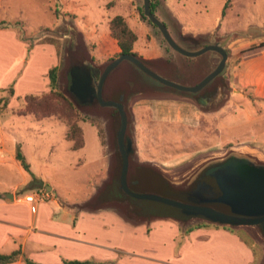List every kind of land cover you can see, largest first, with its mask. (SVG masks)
Wrapping results in <instances>:
<instances>
[{
	"label": "rangeland",
	"instance_id": "1",
	"mask_svg": "<svg viewBox=\"0 0 264 264\" xmlns=\"http://www.w3.org/2000/svg\"><path fill=\"white\" fill-rule=\"evenodd\" d=\"M139 2L140 0H0V21H8L15 27L26 44V51L20 61H27L22 63V70L26 66L27 72L19 82L16 83L17 79H14L0 88V97L8 95V88L13 89L6 107L0 111V141L4 140L12 152L19 145L29 164V171L25 173L29 177L41 176L44 180H32V185L38 184V190L33 189V192L38 191L39 196H43L37 204L39 222L47 221L50 208L54 207L53 200L72 206L74 208L69 210L85 215L81 223L112 222L106 216L109 214L104 216L79 209H94L90 204L95 205L98 194L103 189L112 187L119 177V154L115 150L119 115L112 105L101 106L96 100L85 102L78 98L80 93L74 95L71 89L75 80L82 84L86 82L88 66L97 73V69L102 70L117 57V45L108 32L111 17L121 15L125 19L128 26L138 34L135 53L151 68L167 77L175 74L182 76L184 83L196 82L211 71L220 59L215 52L187 58L169 48L158 29L141 18ZM164 2L175 14L180 15L181 25L189 33L204 32L213 26H216L217 35L247 29L254 33L238 38L229 46L222 97L220 96L219 106L217 103L208 110L200 108L191 99V93L160 85L129 61H122L111 71L104 82L102 97L106 102H122L126 108L128 134L134 149L132 157L130 155V178H135L134 164L153 165L167 178L177 182L199 161L224 155L229 148L245 149L264 156V149L255 145L264 143V116H260L264 112V103L249 95L248 88L235 83L233 76L241 55L256 48H264V0ZM162 17L166 23V17ZM208 35L192 38L179 33L180 37L198 40L197 44L201 45L207 43ZM173 38L182 47L194 49V44L190 41L181 42L176 34ZM143 51H147L153 60L143 58ZM10 59L11 55L0 48V61ZM165 61H170L171 72L159 69ZM53 66H58L59 89L78 112V124L84 137V146L78 150H72L71 141L66 139L68 120L61 110L57 109L53 113L48 110L47 115L40 119L33 114H21L35 107L34 102L26 105L25 95L43 94L50 90L47 73ZM147 84L152 85L151 90L141 89V86ZM77 98L84 103H80ZM224 104L227 108L223 109ZM217 108L221 112L213 113ZM233 112L239 115L233 116ZM5 180L0 179V188L4 186L7 190H14L16 194L23 193L32 186L31 183L20 184L22 176L15 170L10 173V179L6 183ZM140 190L152 191L150 188ZM47 191L50 194L48 197L45 196ZM125 198L133 208H143L135 200ZM44 202L48 204L45 205ZM97 206L119 211L135 223H147L151 226L153 223H169L163 218L144 221L140 218L142 215L136 214L134 217L131 211L126 213L121 209V202L110 200ZM6 213L21 215L26 219L30 217L29 209L23 203L8 207ZM64 215L63 212L56 211L53 220L55 223L67 222V216ZM116 221L126 223L120 219ZM177 224L182 225L185 230L196 226L238 228L197 219ZM236 230L253 242L257 255L256 264H261L264 259V241L252 230ZM126 233L123 238L124 242H128L129 248L135 249L138 242L140 247H148L155 242L153 240L150 243L151 240L144 234L142 238H138L137 235Z\"/></svg>",
	"mask_w": 264,
	"mask_h": 264
},
{
	"label": "crops",
	"instance_id": "2",
	"mask_svg": "<svg viewBox=\"0 0 264 264\" xmlns=\"http://www.w3.org/2000/svg\"><path fill=\"white\" fill-rule=\"evenodd\" d=\"M160 2L162 6L160 8L164 11L162 16L166 17L164 18L166 21L171 20L174 28L178 27L177 31L180 34L196 38L216 30V26H213L204 32H187V29L181 25L180 15L175 14L164 0ZM158 16L163 19L162 16ZM168 23L169 21L166 25ZM168 29L173 36L170 28ZM113 40L116 43V40ZM136 41L133 45L134 52H136L134 49ZM0 48L11 55L9 61H0L1 88L14 79H17L16 83L19 82L27 72L26 66L22 70V63L27 61H20V57L26 51V44L9 22L5 27H0ZM117 51H119L118 46L115 52ZM146 52L141 53L143 55L141 56L153 60V57ZM235 67L234 82L248 88L249 95L264 103V48L260 47L244 53ZM224 108H227L225 104ZM216 112H221L220 108L213 111ZM232 115L238 116L239 113L233 112ZM260 116L263 117L264 112ZM255 145L264 149V143H255ZM15 150L12 152L4 140L0 141V179H6V183L10 179V173L15 170L22 176L23 181L20 183L22 185L27 183L32 185L33 179L43 182L41 176L29 177L25 173L26 171L15 158ZM33 189L38 190V184H33L30 189L20 194H16L14 190H7L4 186L0 188V253L20 251L16 260L6 264H25L24 258L38 264H62L64 260H91L112 264H256L257 261L253 242L236 230L243 228L248 232L246 227L231 229L224 226H196L185 230L173 220L162 218L153 220L162 219L169 223H153L151 226L147 223H135L112 208L100 207L79 210L93 214L101 213L104 216L109 214L106 216L112 219L111 223H81L85 215L69 210L72 206L64 205L59 200H53L54 207L50 208L47 221L39 222L36 214L37 204L43 196L37 198L36 194L39 192L35 193ZM6 193L11 194V199L5 196ZM30 193L35 198L26 201L25 196ZM49 195L47 191L45 196ZM20 203L28 207L30 215L28 219L21 215L13 216L11 213H6L8 207ZM56 211L63 212L68 221L55 223L53 217ZM118 219L126 223H117ZM142 227L145 229H140ZM126 232L137 235L138 238H142L144 234L151 240L150 243L153 240L155 242L148 247H140L139 242H135L137 247L129 248L128 242H124L123 238Z\"/></svg>",
	"mask_w": 264,
	"mask_h": 264
},
{
	"label": "water",
	"instance_id": "3",
	"mask_svg": "<svg viewBox=\"0 0 264 264\" xmlns=\"http://www.w3.org/2000/svg\"><path fill=\"white\" fill-rule=\"evenodd\" d=\"M150 4L151 0H140L139 2L143 15L155 25L165 42L173 50L187 58H194L206 51H214L220 55V59L216 66L193 86L163 77L133 54L119 55L102 70H95L97 73L88 66L89 73L86 82L84 84L76 80L73 82L71 89L74 95L80 93L79 99L88 103L96 100L101 106L112 105L119 114V127L115 142V150L119 154L120 162L119 178L114 183L116 186L103 189L96 197V204H90V206L98 208L100 206L97 205L116 200L109 195L115 193L121 196L124 193L141 200L142 203L137 204L143 208L135 209L130 203V208L127 209L135 215L145 216L146 219L153 217L171 219L181 224L197 219L220 225L246 227L264 241V156L262 154L258 155L245 149L229 148L224 155L199 161L187 172L188 174L177 182L167 178L153 165L134 164L135 182L129 185L130 187L128 186L127 176H129V181L133 179V177L130 178L129 168L130 155L132 157L134 152L132 139L128 134V114L121 102H106L102 97L104 82L111 71L122 61H129L152 79L179 91L196 92L202 88L204 90L213 88L216 92L214 101L207 105L216 104L221 99V92L225 86L224 75L228 68L229 46L238 38L254 33L250 29L233 30L225 35H217L213 31L206 37V44L187 49L173 38L163 19L151 11ZM78 98L80 103H84ZM141 188H150L154 192H142ZM163 192L171 196H164L161 194ZM5 196L11 199L10 193H6ZM143 200H150L152 208L157 204H162V207L166 209L156 212L157 215L151 212L147 214L145 211L149 205L143 204L145 203ZM261 264H264V259Z\"/></svg>",
	"mask_w": 264,
	"mask_h": 264
},
{
	"label": "trees",
	"instance_id": "4",
	"mask_svg": "<svg viewBox=\"0 0 264 264\" xmlns=\"http://www.w3.org/2000/svg\"><path fill=\"white\" fill-rule=\"evenodd\" d=\"M226 4H227V1L223 5L222 14L224 12V8L226 7ZM150 6H151V11L153 13H156L157 15H159L157 12V9L159 8V6H161L160 0H151ZM139 13H140V16L143 20L148 22L151 26L155 27V25H153L149 21V19L143 15L141 9H139ZM167 21H169V23L167 25H169L171 27L170 29H172L171 30L172 34L173 35L176 34L177 37H179V41H181V42L185 41L186 39L180 37L179 33L178 34L176 33L177 29H176V27L174 28V25H172V23H171L172 21L169 19ZM7 24H8V22H6V21H0V27H5ZM108 28H109V35L113 39L116 40L117 46L119 47V52L117 54V57L121 54H133V55L137 56V54L133 51V45H134L135 41L137 40V34L128 26L125 19L121 15H115V16L111 17L108 21ZM162 40L164 41L163 38H162ZM186 41H190L193 44H197L198 40L193 41V39L192 40L190 39V40H186ZM167 46L169 48H171L169 45H167ZM169 62L170 61H165V63H163L161 66H159V69L162 68V70L164 72L170 71V69H169L170 63ZM170 72H169V74H170ZM47 75H48V79H49L50 90L47 93H43V94H27V95H25L24 101H25L26 105L28 106V105H30V103L34 102L33 106H35V107H34V109H29L28 111L26 110L21 114L22 115L33 114L37 119H40L43 116L47 115L46 112L48 110L51 113L55 112L57 109L61 110L63 115L68 120V130L66 133V139L71 141V149L72 150H78L84 146L83 130H82L81 126L78 124V119H77L78 118V112H77L76 108L73 106V104L71 103V101L59 89L58 66L51 67L48 70ZM161 75L165 78L170 79V80H173V81H176V82H179L182 84H187L186 82L185 83L183 82L184 79L182 78V76L178 77L175 74H173V76L167 77L163 74H161ZM177 77L180 79H177ZM157 83H159L162 86H166V85H163L162 83H160L158 81H157ZM166 87L174 90V88H171L168 86H166ZM12 94H13V89L10 87V88H8V95L6 97H0V104H1L0 105V111H2L6 107L7 102H8V98ZM218 102H220V100ZM53 103H55L56 105L52 106ZM195 103L198 104L200 106V108H202L204 110H208L209 107H211V106L213 107V105H215V104H212V105L201 104L198 102H195ZM48 104H49V106H47ZM218 106H219V103H218ZM15 158L19 162L20 166L25 171L28 172L29 171V164L26 162V159H25L23 153L21 152L19 145H17L16 150H15ZM109 196L114 197V198L117 197L115 195V193L112 195H109ZM124 196H126V195L124 194ZM19 254H20V251H18V250L12 251L11 253H8V254L0 253V264H6V263H9L11 261L16 260L19 256ZM24 262H25V264H38V263H34L33 261L29 260L28 258H24ZM62 264H112V263H110V262L100 263V262H95V261H91V260H83V261H80V260H64Z\"/></svg>",
	"mask_w": 264,
	"mask_h": 264
},
{
	"label": "flooded vegetation",
	"instance_id": "5",
	"mask_svg": "<svg viewBox=\"0 0 264 264\" xmlns=\"http://www.w3.org/2000/svg\"><path fill=\"white\" fill-rule=\"evenodd\" d=\"M157 12H158V14L160 15V16H162L164 13V11L161 9V8H158L157 9ZM202 45H204V44H202ZM201 44H194V47L193 48H196V47H200V46H202ZM175 51V50H174ZM176 52V51H175ZM210 52H214V51H206V52H204V53H202L201 55H203V54H208V53H210ZM178 53V52H177ZM216 53V52H215ZM218 54V53H217ZM201 55H199V56H201ZM219 55V54H218ZM220 56V55H219ZM196 57H198V56H196ZM201 80V79H200ZM200 80H198V81H196V82H193V83H191L190 82V84L189 85H191V86H193V85H196ZM150 83V82H149ZM152 85L151 84H147V85H144V86H141V89H149V90H151L152 88ZM189 93H191V98L194 100V101H196V102H198V103H201V104H207V103H210V102H213L214 101V96L216 95V92H215V90L213 89V88H208L207 90H204V88H202L201 90H199V91H196V92H189ZM124 94V93H123ZM122 94V95H123ZM122 103V102H121ZM124 109H125V111H126V108H125V106H124ZM117 111V110H116ZM127 112V111H126ZM117 113H118V111H117ZM119 115V114H118ZM161 172V171H160ZM119 174H120V172H119ZM127 175H128V173H127ZM128 178H129V176H127ZM119 178V177H118ZM127 178V180H128V186L130 185H132L134 182H135V179L133 178L132 180H130L129 181V179ZM135 185V184H134ZM114 186H116V184L114 185ZM129 186V187H130ZM132 189V188H131ZM133 190V189H132ZM155 190H157V189H155ZM135 191V190H134ZM161 194H163L164 196H171L170 194H167V192H163V193H161ZM116 202H121V209H123L126 213H128L129 211H130V209H127V208H130V202L123 196V194L120 196V195H118V194H116ZM123 196V197H122ZM126 197L127 198H130V199H132V200H135L137 203H142L141 202V200H138V199H135L134 197H132V196H129V195H126ZM119 200V201H118ZM126 201H128V202H126ZM143 201H145V203H143V204H148L149 206H148V208H147V210L145 211V213H147V214H149L150 212L151 213H153V214H156L157 215V213L156 212H158V211H160V210H163V209H166V207H162V204H157V205H155V207H151L150 206V203H151V201L150 200H143ZM168 209V208H167ZM124 213V212H123ZM134 214V213H133ZM136 215L134 214V217H135ZM142 218V220H145V221H148L149 219H146V217L145 216H142L141 217ZM154 218H156V217H153V218H151V219H154Z\"/></svg>",
	"mask_w": 264,
	"mask_h": 264
},
{
	"label": "built area",
	"instance_id": "6",
	"mask_svg": "<svg viewBox=\"0 0 264 264\" xmlns=\"http://www.w3.org/2000/svg\"><path fill=\"white\" fill-rule=\"evenodd\" d=\"M36 197L39 198L40 197L39 194H36ZM34 198H35V196L33 194H27L25 196L26 201H32V200H34Z\"/></svg>",
	"mask_w": 264,
	"mask_h": 264
}]
</instances>
